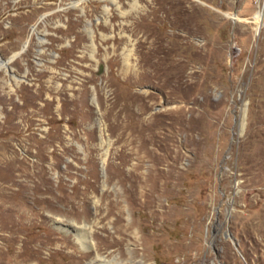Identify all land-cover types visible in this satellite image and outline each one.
Returning <instances> with one entry per match:
<instances>
[{"label":"rangeland","instance_id":"1","mask_svg":"<svg viewBox=\"0 0 264 264\" xmlns=\"http://www.w3.org/2000/svg\"><path fill=\"white\" fill-rule=\"evenodd\" d=\"M0 59L7 264L74 262L72 225L117 263L264 264V0H0Z\"/></svg>","mask_w":264,"mask_h":264},{"label":"bare ground","instance_id":"2","mask_svg":"<svg viewBox=\"0 0 264 264\" xmlns=\"http://www.w3.org/2000/svg\"><path fill=\"white\" fill-rule=\"evenodd\" d=\"M263 7V6H262ZM7 67V63L6 62H3L1 59H0V68H6ZM140 138V137H139ZM144 142H142L141 143V145H140V149H144V147H146V145H147V143H146V141L145 140H143ZM155 155V154H154ZM154 158H156V157H154ZM153 158V159H154ZM4 202V201H3ZM2 203V202H1ZM11 211H12V208H10V207H8V206H5V204L4 203H2V204H0V216H2L3 214H10L11 213ZM8 216V215H7ZM10 216V215H9ZM14 216V215H13ZM21 216V215H20ZM11 217V216H10ZM6 218V217H5ZM12 218V217H11ZM1 219V218H0ZM4 219V218H3ZM16 219V218H15ZM18 221H19V219H18ZM10 222V224H11V221H9ZM15 225H13V226H9V225H6V224H4V223H0V227L1 228H5V229H10V230H12L13 229V227H14ZM61 227H59V229L60 228H63L62 227V225H60ZM64 229V228H63ZM68 229H72L73 231H74V233H75V238H76V240H77V242L80 244V246H81V250H79L80 251V256L79 257H77V258H74V257H71L72 258V260H74V262H71L70 264H82V262H80V261H78L79 260V258H82V256H84V257H89V258H91V262L90 263H88V264H122V263H117L116 262V260H115V258H113V259H111V260H106L105 259V257H103L98 251H96V250H94L93 249V247H92V244H91V242L89 241V239H88V231H85L84 232V229H82V228H77V227H75V226H68L67 228H66V231L68 230ZM83 230V231H82ZM5 231V230H4ZM12 233V232H11ZM4 234V233H3ZM12 236H10V237H8L6 240H4L5 242H4V246L6 247H8V243H10V242H12ZM1 243V242H0ZM11 248V247H10ZM8 249V248H7ZM14 249V248H13ZM12 250V249H11ZM38 253V252H37ZM8 253H7V251H6V249L5 248H3V245H2V247L0 246V264H7V262H6V255H7ZM15 256H13V257H15V260L17 261H14L13 263H15V264H21V262L20 261H18L19 259H21V257H23V255L25 254V250H24V248H21V249H19V250H17L15 253ZM28 254V253H27ZM34 255V254H33ZM7 258H9V257H7ZM23 258H27V257H23ZM30 258H31V256H30ZM33 258V257H32ZM36 258V257H35ZM110 259V258H109ZM120 259V258H119ZM13 261V260H12ZM120 261V260H119ZM23 263V262H22ZM26 264V263H25Z\"/></svg>","mask_w":264,"mask_h":264},{"label":"water","instance_id":"3","mask_svg":"<svg viewBox=\"0 0 264 264\" xmlns=\"http://www.w3.org/2000/svg\"><path fill=\"white\" fill-rule=\"evenodd\" d=\"M24 49V48H23ZM23 49H21L16 55H18ZM16 55H14L13 57H15Z\"/></svg>","mask_w":264,"mask_h":264}]
</instances>
